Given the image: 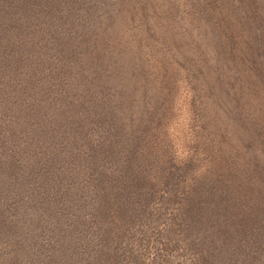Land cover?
Listing matches in <instances>:
<instances>
[{
    "label": "rangeland",
    "instance_id": "1",
    "mask_svg": "<svg viewBox=\"0 0 264 264\" xmlns=\"http://www.w3.org/2000/svg\"><path fill=\"white\" fill-rule=\"evenodd\" d=\"M76 2L15 37L0 264H264V0Z\"/></svg>",
    "mask_w": 264,
    "mask_h": 264
},
{
    "label": "trees",
    "instance_id": "2",
    "mask_svg": "<svg viewBox=\"0 0 264 264\" xmlns=\"http://www.w3.org/2000/svg\"><path fill=\"white\" fill-rule=\"evenodd\" d=\"M71 1L73 8V4L78 2ZM60 5L61 0H0V96L6 94L8 77L15 76L13 67H18L15 63H21L20 57L15 55L19 47L15 40L18 34L24 30L29 32V27L33 26L32 32L40 29L42 35L39 37L45 41L63 40L66 30L59 23ZM4 68L9 69L8 74Z\"/></svg>",
    "mask_w": 264,
    "mask_h": 264
}]
</instances>
